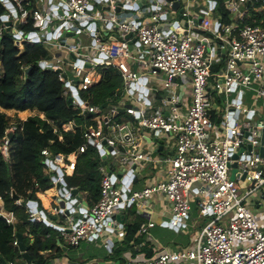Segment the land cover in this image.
<instances>
[{
  "label": "built area",
  "instance_id": "2783aa9c",
  "mask_svg": "<svg viewBox=\"0 0 264 264\" xmlns=\"http://www.w3.org/2000/svg\"><path fill=\"white\" fill-rule=\"evenodd\" d=\"M0 1L6 8L5 15L12 21L11 28L15 29L11 33L14 44L21 51L25 41L35 43L29 33L36 32L38 43L64 47L69 56L74 55L64 60L54 56L43 61L45 66L58 72L64 83L63 96L72 98L73 107L81 113L95 114L96 125L82 129L83 143L79 152L86 149L87 143L97 148L105 141L104 145L111 146L113 154L119 156L121 165L151 161L150 155L139 150L132 140L130 127L115 119L117 106L109 105L108 112L102 114L100 107L84 103L78 95L79 90L98 82L97 67L111 64L122 77L123 92L131 96L137 92L124 111L135 117L138 128L156 132L165 130L176 135L174 154L168 159L164 180L123 196L122 185L119 187L116 180L112 181L108 171L100 166V196L94 204L86 206L83 211L79 207L73 211L69 209V214H65L66 207L54 206L50 213L44 211L45 216L27 204L31 218L47 221V225L58 231L66 246L78 247L84 240L113 233L119 224L114 218L120 204L130 203L141 209L146 199L163 194L169 202L171 226L183 223L192 201L199 213L209 219L192 247L160 250L150 258L126 264H264V229L246 203L250 195L260 193L264 187V156L258 153L264 119L248 117L253 110L243 105L240 99L247 89H251L264 107V26L262 21L242 23L245 15L249 17L252 12L255 15L264 10V0H225V9L231 16L228 23L214 19V0L205 1L199 23L197 17L188 12V0H177V9H173L174 0H139L141 7L149 10L148 22L142 20L141 8L134 9L135 0ZM7 3H11L15 16L11 8L6 7ZM95 4L99 7L96 8ZM130 9L134 12L129 16L119 13ZM177 16L180 19L186 17L185 23L175 21ZM28 19L35 30L23 33L18 26ZM15 20H19V25L13 24ZM193 29L208 33L225 54L222 77L212 85L213 91L225 97L220 123L225 133L220 139H213L211 135L216 126L211 119L208 92L210 67L206 51L209 38L195 34ZM4 30L2 20L0 37ZM74 33L90 38L91 52L82 51L84 45L80 40H68ZM127 34L130 37L127 38ZM131 60L137 63L136 70L131 68ZM65 64L72 75L66 73ZM159 74L170 79L188 78L190 101L184 110L180 107L178 95L170 91L173 83ZM151 77L170 91L160 98L159 106L153 111H150L147 98L150 93L147 83ZM141 79L146 80L142 92L133 87L135 84L141 86ZM176 86L174 84L173 88ZM234 92L238 93L239 101L227 98ZM239 114L243 118H239ZM69 123L73 126V122ZM21 129L16 121L6 126L0 138V153L5 160L10 157L9 145L13 135ZM58 138L61 140V136ZM127 145L130 150L122 151ZM247 145L251 148L248 149ZM241 147H244L243 151L233 160L232 156ZM41 155L45 157L44 164L49 168L50 177H56L52 182L54 185L61 181L57 168L72 171L75 167L73 153H51L48 148H43ZM233 161L237 164V175L231 179L229 164ZM239 182L245 185L240 187ZM70 189L67 188L65 196H71ZM15 202L19 205L21 200L17 198ZM75 209H78V216L74 215ZM49 214L55 215L56 220L48 218ZM3 216L6 223H12L11 212ZM57 218L61 220L58 222ZM153 224L141 223L138 231L147 234ZM12 244L18 247L16 236Z\"/></svg>",
  "mask_w": 264,
  "mask_h": 264
},
{
  "label": "trees",
  "instance_id": "16d2710c",
  "mask_svg": "<svg viewBox=\"0 0 264 264\" xmlns=\"http://www.w3.org/2000/svg\"><path fill=\"white\" fill-rule=\"evenodd\" d=\"M215 11L220 14V23L231 22L225 9V0H214ZM6 8L0 1V26ZM262 21V23H261ZM242 23H261L264 26V10L251 16H244ZM18 29L23 33L34 31L31 19L20 24ZM47 58V51L41 43H23L22 51L14 44L10 32L2 31L0 40V138L9 123L5 110L16 112L36 110L37 113L19 120L22 127L18 137L13 135L9 150L10 157L5 160L0 153V198L2 209L11 212L15 221L6 223L0 216V261L11 262L13 255L21 257L17 246L12 244L16 234H20L26 245L33 264H50L62 254L57 243L61 241L58 231L45 222L31 218L27 201L37 202L38 208L45 210L57 202L52 198L55 185L47 174L45 157L41 149L48 148L51 153H73L75 167L72 171L61 169V180L67 188H77L86 192L89 206L100 196L101 173L99 166L103 159L97 148L87 143L86 149L79 152L83 143L82 129L95 126L94 113H81L74 108L68 97L63 96L64 83L58 72L40 62ZM29 68L25 73V69ZM100 79L85 90H79L80 99L88 104L101 107L116 103L122 95L123 80L118 70L112 66L96 68ZM28 112H22L24 116ZM42 114L43 117L40 115ZM69 122H73V126ZM61 136V140H59ZM51 190V194L44 193ZM19 198L21 203L16 204ZM42 203H44L42 205ZM130 224L122 241L113 248L116 255L126 250L129 241L134 237L139 225ZM47 252V254H45ZM22 258V257H21ZM13 264V263H12Z\"/></svg>",
  "mask_w": 264,
  "mask_h": 264
},
{
  "label": "crops",
  "instance_id": "0c3cea01",
  "mask_svg": "<svg viewBox=\"0 0 264 264\" xmlns=\"http://www.w3.org/2000/svg\"><path fill=\"white\" fill-rule=\"evenodd\" d=\"M206 0H188V12L190 15H195L198 18L200 17L201 10L204 6ZM225 4V2H224ZM141 8L143 11L142 20L144 22L149 21V10L143 6L141 7V2L139 0L134 1V9ZM134 9L120 11L119 13L123 16H129L134 11ZM230 16V14H229ZM220 17V14L215 11L214 19ZM231 21V16L229 17ZM186 17L180 19L178 16L175 21H178L181 24H184ZM198 23V21H197ZM195 34H201L209 38V46L207 47L206 57L209 62L210 67V76H209V86L208 92L210 93L211 101V119L216 126L212 131L213 139H220L224 136V129L220 125L222 115L224 113V99L225 97L217 94L212 89V85L216 80H219L222 77V72L224 70L225 54L219 50L217 42L214 39H211V36L200 29H193ZM74 38L75 40H80L84 45L82 49L83 52H91L92 48L90 47V38L82 33H74L68 37ZM43 47L47 51L46 59H53L54 56H58L61 59L69 58V53L64 47H53L47 43H43ZM142 48V47H141ZM114 66V64H111ZM66 66V64H65ZM130 66L133 70L137 69V63L133 60L130 61ZM68 67V66H66ZM115 67V66H114ZM116 68V67H115ZM163 79H169L173 85L170 91L176 93L180 100V107L182 110L185 109L186 104L190 101V84L188 78H168L165 75L159 74ZM174 84H177L176 88H173ZM147 87L150 88V93H148L147 98L151 104V110H155L160 104V98L163 95H168L170 93L168 88L163 87L162 82L155 80L154 77H151L147 83ZM137 96L135 91L133 95H127L122 92L120 98H118L114 105H117V108H122L128 103H132L134 97ZM231 99H239L238 93H231L228 97ZM241 103L246 107L253 110L249 113L248 117H251L252 120L264 119V107L262 106L259 99L255 97V93L251 89H247L241 95ZM10 114H13L14 120H25L28 116L34 115L37 113L36 110H25L22 112H28L26 115L22 116V112H16L13 109L5 110ZM108 108L102 111V114H106ZM42 115V114H41ZM239 118H243L242 114H239ZM115 119L121 123L128 125L131 129V138L135 144H137L138 149L144 153H147L151 157V161H136L129 162L125 165L126 169L134 167L133 171L135 176L132 181H130L128 186V193L134 191H139L142 188L155 183L157 181L164 180L166 178V170L169 167L168 159L173 156L176 144V135L173 132L161 130L159 132L150 131L148 129H139L136 123V119L131 114L126 113L125 111L120 112L118 110ZM98 150V149H97ZM130 150V146L127 145L122 151ZM99 152V151H98ZM118 155L108 152L105 160L106 164L103 166L106 170L109 169L112 173L117 172L118 164H114L113 160H117ZM119 163V162H118ZM100 167V166H99ZM99 170V168H98ZM108 171V170H107ZM100 172V171H99ZM115 183L121 187V182L116 179ZM44 193L51 194V190H45ZM57 190L52 194V198L56 201L55 195ZM80 197V202L89 206L87 203V194L86 192H77ZM253 198L255 203L254 208H258L256 211H251L254 213L256 220L262 229H264V209H259V207L264 206V192L263 190L260 193H253L246 199L248 200ZM0 213H8L2 209V200ZM29 201V200H28ZM57 202V201H56ZM44 203H42L43 205ZM54 206H58L56 203ZM44 205V211L50 213L52 208ZM251 206V205H249ZM78 208V207H76ZM122 224L121 227L118 224L117 228L113 233L109 235L99 236L98 238L87 239L81 242L78 247H68L62 241L57 240V243L62 248V254L54 258L50 264H126L129 261L133 260H142L152 257L154 254L160 250H176L184 249L187 247H192L196 241V237L202 228V226L209 219L207 215H201L196 207L194 201L191 203V209L189 215L186 219L183 220L178 226H171L169 220L171 217V211L169 207V202L163 194H154L150 198L145 200L144 207L139 209L136 205H124L122 208ZM52 215V214H51ZM75 216H78V209H75ZM56 220V219H51ZM61 220L57 218V221ZM116 220V216L114 218ZM15 221L13 217L12 223ZM59 222V221H58ZM118 222V221H117ZM153 222V226L148 228V233L143 234L137 231L134 234V237L129 241V246L126 250L116 255L113 251L124 238L126 233V227L130 224ZM119 223V222H118ZM107 240H110L111 243L108 244ZM94 244V246L88 250L89 246ZM97 244V245H96ZM47 254V252H45Z\"/></svg>",
  "mask_w": 264,
  "mask_h": 264
},
{
  "label": "water",
  "instance_id": "95a60500",
  "mask_svg": "<svg viewBox=\"0 0 264 264\" xmlns=\"http://www.w3.org/2000/svg\"><path fill=\"white\" fill-rule=\"evenodd\" d=\"M6 7L8 8H11V11L13 12V15L15 16L16 13L14 11V9L11 7V3H7L6 4ZM179 7V1L177 0H174L173 1V9H177ZM180 11V9H179ZM2 20L4 21V25H5V31L6 32H10V33H14L15 29L14 28H11V24H12V21L8 19L7 15H3L2 16ZM201 20V16L198 18V23L200 22ZM15 26L19 25V20H15L14 23H13ZM29 36L30 37H34V41L37 42L38 39L36 37V32H31L29 33ZM50 35H48L49 37ZM15 37H18V34H15ZM127 38L130 37V34H127L126 36ZM0 40H1V37H0ZM72 58L74 57L73 54L70 55ZM78 62V61H77ZM45 62L44 61H41L40 62V65L41 66H45ZM82 64V63H80ZM85 66H88V65H85ZM29 70V68H26L25 69V73H27ZM145 79H141L140 80V83L142 84L141 86H139L138 84H135L133 85L134 88H137L140 92L144 91L143 89V85L145 84ZM74 88V87H72ZM146 92V91H145ZM76 98H78V96H76ZM78 100L80 101V99L78 98ZM72 101V98H68V102H71ZM239 101V99L237 100ZM107 106V103H104L100 108H104ZM115 106H117L115 104ZM125 106H128V105H125ZM124 107L122 108H118V110L120 112L124 111ZM260 145L258 147V153L260 156H264V129H262L261 131V136H260ZM105 144V141H103L100 145H97V148H99V154L101 155V158L103 159V163L106 164L107 161L105 160V157L107 155L108 152H111L113 153V150H112V147L111 146H108V145H104ZM243 148L244 147H241L239 150H238V153L237 154H234L232 156V159L235 160L238 156V154L243 151ZM247 148L250 149V145H247ZM114 164H118V168H117V172L116 173H112L111 171L108 170V173L111 177V180L112 181H115L116 179H118L121 184H122V191H123V196H125L127 193H128V186H129V183L130 181L133 180L134 176H135V172L133 171V168L134 167H130L129 169H126V167L124 165H121L120 163L117 162V160H113ZM236 161H233L232 163L229 164V167L231 168L230 170V178L233 179L235 177V175H237V172H236ZM56 173L58 176L61 177L62 175V172H61V169L57 168L56 170ZM244 177V175L242 176V178ZM50 180L52 182H55L56 180V177L55 176H51L50 177ZM55 188L57 190V193L55 195V198H56V201H57V204L59 207H66L67 209L65 210V214H69V209L71 211L74 210L75 207H79L80 211H83L85 208H86V205L81 203L80 202V197L78 196V189L77 188H72L70 189V195L71 196H65V192L67 191V187L64 185V183L61 181H58L56 182L55 184ZM28 206L29 207H32L34 208V210H39L40 214L42 216H45V212L38 208L37 207V202L36 201H33V200H29L27 202ZM127 205H130V203H128ZM73 206V208H72ZM123 204H120L119 205V212L117 213L116 215V220L119 222V226L121 227V224H122V219H123V214H122V208H123ZM0 216L2 217V219L6 222V218L3 216V214L0 213ZM48 218L50 219H55V215H47ZM45 224H47V221H44ZM112 229H109V231H111ZM16 238H17V241H18V250L19 252L21 253V257L22 259L25 261L26 264H30L31 263V256L28 254V248H29V245H26L23 241V238L20 234H16ZM107 243L110 244L111 241L110 240H107ZM0 264H10L8 262H6L5 260L1 259L0 261Z\"/></svg>",
  "mask_w": 264,
  "mask_h": 264
},
{
  "label": "rangeland",
  "instance_id": "374dc122",
  "mask_svg": "<svg viewBox=\"0 0 264 264\" xmlns=\"http://www.w3.org/2000/svg\"><path fill=\"white\" fill-rule=\"evenodd\" d=\"M95 7L98 8L99 5L95 4ZM104 16L105 17H108V15H106V14ZM70 41H75V39L74 38H70ZM63 67L66 68V73L67 74L72 75L69 68H67L66 66H63ZM5 113L7 114L8 118H9V122H14V121L18 122V120H14L13 114H10L8 112H5ZM19 135H20V133H16V137H18ZM46 170H47V174L50 176L51 174H50L49 168L47 166H46ZM239 185H240V187H243L245 185V183L244 182H242V183L239 182ZM262 190L264 192V187L262 188ZM248 204L251 205V206H249V205L248 206L251 209H253L252 211L258 210V208H254L255 203L253 202V198L252 197L248 200ZM0 205H1V201H0ZM0 209H1V207H0ZM259 209H264V206L259 207ZM93 246H94V244L90 245L89 248H88V250H90ZM12 263L13 264H26L25 261L21 257H17L15 255H13Z\"/></svg>",
  "mask_w": 264,
  "mask_h": 264
}]
</instances>
